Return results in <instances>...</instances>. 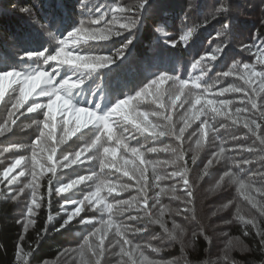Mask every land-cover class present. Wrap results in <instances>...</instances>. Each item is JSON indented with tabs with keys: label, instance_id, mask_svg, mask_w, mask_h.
I'll list each match as a JSON object with an SVG mask.
<instances>
[{
	"label": "trees",
	"instance_id": "trees-1",
	"mask_svg": "<svg viewBox=\"0 0 264 264\" xmlns=\"http://www.w3.org/2000/svg\"><path fill=\"white\" fill-rule=\"evenodd\" d=\"M112 2L113 0H59L58 5L60 7H65L66 12L74 11L85 13L89 11L94 12V10L98 7L101 8L102 12L106 11L108 7L113 5ZM1 3L0 7L3 10L5 8H10L24 14L26 13L24 9L32 10L34 19L40 21L35 9L31 5L26 4L25 0H1ZM227 4H231L232 12L227 16L219 15L213 18V13L218 9V5H221V8L222 6H227ZM262 5H264V0H149L145 8V15L142 20L138 22L135 28V35L133 40H131V43H128L129 40H124V38L120 39L121 36H109L110 38L107 40H98L94 42L95 45L99 47L97 49L101 55H107L106 57L113 56L116 58V53L125 44H131L130 51H135L136 55H139L140 53L142 54L143 52H148V49L156 43L157 38L163 39L161 37L163 31H157V29L164 26L166 30H172V35L176 34L179 36V40L176 41L175 46L172 45L175 53V59L177 61L185 59L188 60L189 63L186 66L183 62L181 68H175L171 74L179 70H191V84L193 87V90L184 89V92L180 94L179 101H183L189 94H191L192 102L194 103L195 96L200 95L201 104L196 105V110L198 111L202 105H204L205 100L219 101L221 99H229L238 101L240 99L238 94L225 93L223 96H219L216 91H219L220 88H227L237 83L242 85L243 82L234 76L222 78L217 81L216 75L217 73L225 72L229 61L233 64L239 62L238 67H242L244 63H256L255 55L245 52L243 49L239 48V41L243 35L245 45H251L253 42H255L257 46L260 45V39L257 37V33L264 32V23H262V21H264V8L261 7ZM109 18L110 14L105 19L108 20ZM11 21L23 23L22 19H20L19 15L16 13H13L10 17L4 16L0 13V26H2V29L8 33H11ZM103 23L104 22L102 21L99 25H97V27L102 26ZM225 23L229 24L231 41L229 42L227 40L224 42V44L227 45L224 47L223 53L216 61H211V55L216 54L214 49L222 43L220 39L216 37V33ZM189 28H194L195 31L188 38L187 44H185L181 37L183 36L185 30H188ZM198 51L200 53L199 57L196 55ZM255 51L256 49H253V53H255ZM170 53L171 51H169V54ZM201 56L205 57V61H202V66L207 65L211 68V71H209L200 81H195L194 77L200 75V69H193L191 66ZM129 61L130 54L128 51H124L122 61L114 66L111 65V63H107L106 66L101 67V69H105V72L99 77H96V70L92 73L89 72L77 76L76 78L83 79V83L71 91L72 93H75L73 94L75 99H77V102L81 105L88 103L89 108L102 114L111 109L112 106L119 100L126 97H132L129 106H125V108L128 111L135 112L133 107H140L146 93L141 96H137L136 90L132 89L135 87L136 81L131 70L130 74L127 75V63ZM148 68L150 70L151 67ZM262 70H264V66L257 65V71ZM161 74L162 73H158L154 79L158 80V76ZM171 74H168V76ZM140 75L141 74H138L137 76ZM171 81L173 80L167 79L162 83L158 81V86L155 88L151 87L150 84L141 87V89H147L149 94L157 95L162 92L164 83H169ZM197 83L201 85V88H203L206 84H212L213 88L211 92L203 94L201 93V89L195 87ZM13 87H15V85H9L6 88L2 101L5 100L6 94L12 91ZM214 88L215 91L213 90ZM169 93L167 95H169ZM88 94H90L89 97ZM80 98L87 99V101L82 102ZM29 100L30 98L28 101ZM40 100L41 98H39L38 101ZM28 101H26L25 107L28 105ZM184 105L189 106L190 104L184 103ZM237 106L242 105H232L230 110L234 111ZM189 107H191V105ZM123 110L124 109L121 111ZM21 111H25V109H21ZM206 111L208 113V117L213 115L210 109H206ZM35 114L36 113H26V116H20L19 119H23L25 117L29 118ZM16 115H19V113ZM56 118H58V122L61 124H63L62 121L68 120L65 116H56ZM85 118L86 114L82 120ZM205 118V115L200 116L199 127L201 125L200 121ZM33 119L42 121L41 116L39 115H35L31 118L27 123L32 125L33 129L24 128L19 134L20 138L26 139L27 134H29V136L34 139L39 134L36 125L33 124ZM108 123L111 126L113 134L111 139L108 137V129L102 128L101 132L98 133L96 126L89 125V127L93 128L92 131L97 130L96 135L100 136V140L96 142L95 147H92L84 152L83 160L70 171L71 176H84L85 178L82 182H80L81 186L79 187V191L90 190V184L93 183H95L96 187L100 190V195H97L100 199V208H97L95 211H91L88 215L87 212L82 211L81 214L74 217L73 220L66 226H62L68 216V212L64 209L62 196L64 192L57 194L55 189L58 187L55 183L51 182L50 184V181L45 180L44 178L41 183V188L39 189L38 203L40 207L35 209V224L31 225L28 231L25 232L23 230L22 223H18L17 221L20 218L23 219L22 214L26 211L31 195L25 198L10 200L7 197L9 190L7 180L11 178L7 177L0 180V245H3L0 247V264H18L16 257L18 255L19 247H22L24 249V253L28 254L26 259L29 264H42L46 261L57 260L68 245L80 246L83 244L86 236L82 237L80 235L84 225L83 223H80L82 222L81 217L86 220L94 218L96 215H103L105 219H109V214L106 211H102L103 205L106 209L108 204H113V212L115 213L116 200H123V198L129 195L130 190L138 191L136 186L131 187L128 191H122L121 189L123 185H136L135 180H133L131 176L125 175L124 171L118 170L117 167H110L108 165L110 163H116L118 165L123 164V158L133 159L138 162H140L141 159L145 162L158 161V154L164 150L163 148H159L156 152H148L147 149L157 148V145L160 142L154 145L153 140H149L146 135L138 136L135 140L131 139L130 132L134 127L132 125V121H125L123 115L119 113H114L111 117H109ZM209 123L213 128L219 129L218 133H213L215 136L213 140L214 144L210 148L209 152L218 151L220 141H224V146L227 149L224 156L219 160V169L223 168L231 171L236 177L239 176L240 178H246L251 175L252 172L264 171V165H262L259 161H254L250 168H245L243 171L236 167L234 163L243 159H253V157L247 152L234 150L236 144L233 142L232 138L234 136L244 137L246 130L243 129L242 126H230L231 121L220 116H217L214 120L209 118ZM75 124L76 121L69 128H74ZM123 127H128L130 132H123ZM82 129L87 128L82 127L79 132H76L69 137L74 138L79 134L86 133L82 132ZM41 130H43V125H41ZM217 136L219 139L216 138ZM117 138L123 139L124 144H120ZM209 139L211 138H207L206 141H209ZM106 140L107 142L105 143ZM166 142L167 139L162 141V143ZM242 142L250 145L252 143V138H248ZM101 144H103L104 147L116 149V155L112 156L110 153L101 154ZM125 144L128 145L127 148L124 147ZM186 145L187 143L185 142L182 146L186 148ZM132 147L138 148L142 156L134 155L131 152ZM97 148L100 149L99 152H97ZM257 155L264 154L257 153ZM206 156H210V153H205L202 159ZM187 162L188 168L191 167V170L189 171V181L193 185L195 183V178L191 177L193 174L192 168L194 167L200 171L204 168V166H202L204 162L200 159H197L196 164H192L191 159L187 160ZM102 164L104 166H102ZM127 167L128 166H126V168ZM171 169L174 168L165 167L160 174L165 176L170 173ZM0 173H2L1 169ZM147 176L149 181L153 176L152 169L148 168ZM89 177H91V179H89ZM86 178L88 180H86ZM206 179L207 178L204 177L201 181H199V184H196V187L195 184L193 186V207L196 218L192 219L191 214L187 213L184 215L173 214L174 218L178 221L176 223L180 226H185L189 230L199 231L195 239H191L194 248L190 249L189 247H186L184 243L181 244L179 241L176 242L165 239L167 234L163 232L160 225L153 223L151 218L144 216L142 212V227L145 225L148 226L147 231H145L143 235L144 241L146 244H151L154 248L158 247L162 249L161 252L156 253L152 249L147 248L148 253L163 260H167L171 257H176L178 259L183 258L187 264H197L198 262L208 263L210 261H217L218 259V261H223L221 260L222 252H225V247L230 245L229 241L231 237L239 236L246 241V244L253 249V252L249 254L240 253L238 250H235V252L228 254L230 260L231 257H233L235 260H243L246 264H248L250 261H259L264 259V256L261 255V249L264 248V246L260 245V237L256 234V229H252L250 225L242 227L238 224H232L234 211L231 210V202L228 201L229 199L227 197L230 195V188H222V191L215 198H206V195L201 191L206 184ZM173 182V180H165L160 182V186L169 185ZM262 186L264 185H261L260 181L257 179L255 181V187ZM50 187L53 189L51 193H49ZM154 189L158 190L155 187H151L152 192ZM232 191L234 192V190ZM184 194L185 193L182 187L177 189V195L183 196ZM237 196L240 197V192L238 191H236L234 199L238 200ZM241 198H243L241 201L246 200L245 197ZM162 200L163 204L164 202H172V209H175L174 207H187L185 202L176 200L170 195H164ZM222 201L223 203L229 205V210L224 212H215V210L219 207L218 205ZM130 212L131 210L124 212L122 215L113 214L111 219L114 222L117 218H120V220H118L119 223H127V215H129ZM151 213L153 215L152 211ZM213 213H215V215H213ZM50 215L53 217L51 221L48 220ZM155 216L153 215V217ZM166 224L170 229L169 223L166 222ZM262 228L264 229V226H262ZM131 230H133V228L128 231ZM246 232L248 233L247 235H245ZM138 236L139 235L134 236L131 232H128V238L130 237L133 244H141V241L136 239ZM20 237H23V240H21ZM108 253L109 252H106L104 257L106 261L108 259ZM228 264H231V262H228Z\"/></svg>",
	"mask_w": 264,
	"mask_h": 264
},
{
	"label": "snow or ice",
	"instance_id": "snow-or-ice-1",
	"mask_svg": "<svg viewBox=\"0 0 264 264\" xmlns=\"http://www.w3.org/2000/svg\"><path fill=\"white\" fill-rule=\"evenodd\" d=\"M147 3L148 0H137L135 5L128 6L127 8H124L120 5H112L111 7H108L106 11L103 12L101 11L100 7L96 8L94 12L89 13L88 21L81 20L79 27H76L73 31L69 32L64 39L59 41V47L55 54L47 55L44 57V64L48 65L50 64V62H54V64L51 65H53L52 69L53 72H55L56 76H59L58 70L64 65H71L75 66L77 70L80 69V64L70 63L73 57L85 56L79 54L81 51L79 50L80 42L78 39V34L83 31L85 32L86 40L94 41L107 40L109 37L108 35H102L103 39L94 38L97 36H101V34H99L100 30L95 29L93 33H87L84 29L85 23H89L91 25H99L103 21L105 25L104 30L108 31L109 25H111L112 27H116V25L121 19H126L127 23L120 24L119 30L111 31V36L117 37L122 35L124 32H130L136 28L139 22V16L145 5H147ZM27 10L28 9H24V11ZM109 14L111 15V19H105L107 16H109ZM93 15L96 16L94 20L91 19ZM219 15H228L223 6L213 13V18ZM157 31H160V29H157ZM194 31V28H189L187 32L181 37L185 44H187L188 38L193 34ZM216 37L219 38L222 43L214 49V52L216 54L211 55V61H216L223 53V49L226 46L224 44V42L227 41L226 23L221 26L219 31H217ZM257 37L260 39L259 46H257L256 43L253 42V44L245 45L243 48L245 52L255 55V64L244 63L242 67H238L239 62H237L236 64H233L228 71L223 73H217L216 75L217 81L222 78L232 76L240 79L243 82L242 86L233 85L227 88H220L219 92L217 93V95L219 96H223L225 93L238 94L240 99L238 101L229 99H221L219 101L205 100L204 105H202V107L197 111L194 118L199 120L201 115H205L206 118L201 120L200 123L201 125L206 126L207 130H205V128H201L199 132V138L195 140L196 147L193 150L195 154H193L191 157L192 164H196L197 156L199 155L200 149L204 146L205 137L208 135V133L219 132V129L213 128L212 125L209 123V118L214 120L217 116H220L225 117L229 121H231L230 126H242L243 129L246 130L244 137L234 136L232 138L233 142L236 144L234 150L240 152H247L253 157V159H243L240 161H236L234 162L236 167L240 168L241 170H244L245 168H250V166L253 165L254 161H259L262 165H264V155H257V153L264 154V70L257 71V65L264 66V32H258ZM69 40L73 45L71 51L66 50ZM128 43H131V40H129ZM169 43L175 46L176 42L170 40ZM127 46L128 44H125L123 48L118 50L116 56H123L124 50L127 48ZM253 49H256L255 53H253ZM27 55L31 56L34 54L28 53ZM40 55L44 54L41 53ZM95 57L98 58V61L90 62V64L84 66V68H86L87 70H95L104 67L106 63H112L114 60L113 56ZM212 57H216V59H212ZM202 61H205L204 56H201L199 59H197L195 63H193L191 66L193 69H200V75L194 77L195 81H200L205 76L201 72ZM46 76L47 79L44 80V87L40 89L38 96L47 98L48 102L46 104H41L37 99H33L31 103L25 107L26 101H28L29 96L32 94V91L39 86L41 79ZM167 79H172L174 84L176 85V88L175 91L172 93V98L168 101V104L165 105L164 103H161V110L155 114L159 119L166 121V123L163 125H157L152 124L151 121H148L147 115L128 111L125 108V106H129L132 97H126L124 99L119 100V103H115V108H112L111 110H108L102 114L89 107L75 106L71 102L70 93L73 89L83 83V79L75 78L73 80V76H67L57 81L54 76L43 71V68H38L37 70L30 73H22L15 70L0 72V100H3L6 88L9 85H15V87L12 88V93L9 95L7 102L4 104L3 110L0 111V121H3V123L0 124V136H3L6 131H11L10 125L14 124L15 120L19 119L20 116H26V113L35 112L39 115L45 116V119L43 121L33 119V124L36 125L37 130L39 132V135L37 136V143L40 142L41 138H43L44 143H49L50 140L55 137V132L53 130L55 129L56 125L53 122L56 120L57 101H61V104L59 105L60 110L68 116H72L74 113L76 124L74 128L62 129L64 131V137L60 140H57V144L65 142L69 135H73L76 132H79L82 127L88 128L89 125L96 126V128L98 129V133L101 132L102 128L108 129V137L110 139L113 134L108 121L109 117H111L114 113H119L123 115L125 121H132V125L134 127L131 129V132L128 127L122 128L123 132H130L131 139L135 140L138 136H144L147 133H151L156 138L169 136L174 137L177 142H182L185 130L189 127V118L187 112L184 116L181 117L183 126L179 127L178 130L176 129L175 124L172 122V116L167 113L177 106L176 102L180 100V94L184 92V87L188 84V81L179 80L176 77H169L167 73H164L158 76V80L154 79L151 81V87L155 88L158 86V81L162 83ZM70 80H73L71 84L69 83ZM195 87L201 89V93L207 94L211 92L213 85L206 84L203 86V88H201V85L197 83ZM146 92L147 89H143L141 92L137 93V96H141ZM60 93H63V97L60 95ZM53 97H55V99H53ZM155 98L158 101L162 100V94L158 93ZM184 103H188L191 105V108L188 109V111L190 112L196 108V105L201 104V96L196 95L195 102L193 103L191 94H189L183 101H181L180 106L183 107ZM235 104H239L242 106H237L235 107L234 111H231L230 107ZM69 108L72 111H68ZM21 109H25V111H21ZM45 109L47 111H45ZM122 109L124 110L121 111ZM206 109H210L213 115L208 117ZM16 113H19V115H16ZM81 113L86 114V118L83 120L80 116ZM62 123L64 125H67L68 123H70V121L64 120L62 121ZM41 125H43V130H41ZM28 127H32V125H28ZM158 128H162L163 130L157 131ZM193 135L197 134L194 133ZM216 138L219 139L218 136ZM248 138H252V143L250 145L242 142L243 140H246ZM117 139L119 140L120 144H124L123 139ZM99 140L100 136L96 135L95 139L92 140L90 143H85L84 147L80 151L75 153V156L79 157L81 155V152L95 147L96 142ZM106 142L107 140L105 141V143ZM24 147V145L12 146L13 149ZM100 147L103 148V152L105 154L110 153L112 156L116 155V149L103 147V144H101ZM124 147L127 148L128 145L125 144ZM99 150L100 149L97 148V152H99ZM163 150L170 151L172 154L175 153V155H173L174 158L170 161H147V164L143 159H141L138 164H136L130 169L126 168L127 165L133 163V161L129 160H124L123 164L119 165L116 163H110L108 165L110 167H117L118 170L124 171L125 175H129L133 180H135V186L137 187L140 193L139 199L143 202V204L141 205L132 203V201L137 200V197H132L131 201L118 199L115 201V213L113 212L114 205L108 204L106 206V209L102 210L106 211L109 214V219L106 222L101 219L99 221L101 227H95L94 231H92L88 235V237L84 239L83 244H81L78 249L65 250L66 253L69 251L77 252L81 257V264H107V261L104 259L106 252L118 249V251L114 252L113 254L121 258L119 264H164V262L162 261L150 260L144 253L145 248H150L156 253L161 252L162 249L158 247L154 248L151 244L143 246L139 244H133V241L128 238V227L126 225H116L112 235V239L108 240L107 245L105 244V240L108 237V233L113 226L111 216L113 214L122 215L124 212L129 211L133 207L137 208L138 211L142 207L144 216L150 217L153 223L159 224L163 232L166 233L169 237V240L177 242L176 237L183 231V228L175 221L172 222V228H168L167 224L163 219L165 213L168 211L167 206L161 205L159 213L155 217H153L149 207H147L149 199L147 193V172L149 166L152 169L153 179L155 181L154 187L159 189L153 197V203L151 207L154 208L156 207V205L160 204L161 195L166 194L170 195L176 200L183 201L186 203V205H188V207L185 208L172 209L171 211H173L176 215H184L185 213H189L191 214V216H193L195 214L193 207V185L189 182V168L188 162L187 160H185V153L180 148H173L167 145L164 147ZM9 151V148H4L0 150V156H3L5 152ZM55 151V147L48 148V152L50 153L48 156L49 160L53 159ZM147 151L156 152L158 151V149L149 148L147 149ZM226 151L227 149L224 146V141H220L218 151L214 152L212 157L208 159L207 163L204 165L200 179H203L204 175L208 174V170L213 165L214 161H217L222 158ZM131 152L134 155L142 156V154L139 152V149L136 147H132ZM36 155V151L33 150V161H35ZM63 158L65 161L69 160V156H64ZM24 159L25 157L22 155L15 156V158L8 165V167L5 168L2 173H0V180L7 178L12 172V170L16 169L18 166H21V162ZM75 163V159H72L70 161V164ZM70 164L66 163L64 164V167H69ZM161 165L171 166L175 170L171 171L165 176H161L156 171V169ZM102 166L104 165L102 164ZM23 167L27 169L28 165L25 164L23 165ZM32 167L33 169L35 168V163L32 165ZM48 171L55 173V164H52L48 168ZM18 175L22 176L23 172L19 173ZM37 175L38 174L34 170L31 171L32 180L29 183L25 184L23 187L20 186V181L18 180L17 176H12L11 179L7 180V183L9 185L7 197L10 200H16L20 196V194L25 192L26 188L31 189V199L28 203L25 213L22 214L23 220L17 221L18 223H22V227L25 232L28 231L31 225L35 224V209L40 207L38 203L39 197L37 195L39 188L38 183H36ZM225 177L231 179L233 183H238L239 188L237 189V191L240 192V194L244 196L245 199L248 200L254 208L259 207V211L261 213H264V204H259L256 199L257 195H259L261 198H264V186L255 187V181L257 179L260 181L261 185H264V171L252 172L251 175L248 177V183H245L243 180H240L231 171H226L223 176L220 177L219 181H217V184L215 186L217 189L221 187V184L224 182ZM84 179V177H79L78 179L73 180L68 184H63L62 186L56 188L55 191L57 192V194L67 192L69 191V189L73 188L75 185L79 184ZM89 179H91V177H89ZM165 180H173L177 181V183H173L170 188L160 187V182ZM49 183L51 184V180ZM180 186H182L185 193L183 196H179L176 194L177 189ZM131 187H133V185L126 184L122 186L121 190L128 191ZM52 191L53 189L50 187L49 193H51ZM253 193H255L256 195H253ZM93 195L95 194H89V196H86L84 200L91 202L90 197ZM84 200L79 202L71 200L66 201V205H72V207H69L71 209L70 211L68 210V208L65 209L69 214L67 216V219L64 221V225L62 226H66L69 222L73 220L74 217L78 216V214L82 210V208L78 205H83ZM224 207L227 208L228 205L225 204ZM213 215H215V213H213ZM237 215L239 219L244 221L246 225H250L252 228L256 229V234L260 237V245L264 246V229L259 228V226L255 223L254 218L245 220V217L240 215L239 208H237ZM52 219L53 217L50 215L48 217V220L51 221ZM127 219L129 221H138L142 219V217L139 214L129 215ZM81 221L86 223L91 222L85 221L82 217ZM147 227L148 226L145 225L143 228H136L134 229V232H145L147 231ZM247 234L248 233L246 232L245 235ZM196 235V233H193V239H195ZM20 239L23 240V237H20ZM90 241L92 242L90 243ZM229 243L231 244L232 242L230 241ZM27 255V253H24V249L22 247H19L17 255L18 264H29L28 260L26 259ZM125 257L127 259H124ZM224 260L228 261L227 255H225ZM167 264H171V262H167Z\"/></svg>",
	"mask_w": 264,
	"mask_h": 264
},
{
	"label": "rangeland",
	"instance_id": "rangeland-1",
	"mask_svg": "<svg viewBox=\"0 0 264 264\" xmlns=\"http://www.w3.org/2000/svg\"><path fill=\"white\" fill-rule=\"evenodd\" d=\"M221 1V0H220ZM137 2V0H113L112 4L113 5H120L124 8H127L128 6L131 5H135ZM149 2V0H148ZM219 2V1H218ZM221 5H218V9L220 8ZM145 7L143 8L140 16H139V21L142 20L143 16L145 15ZM260 9V8H259ZM152 11V10H151ZM29 13H31V11L28 9L25 13V17L27 19H31V17L28 15ZM111 19V15L110 18L108 20ZM123 23H127L126 19H121L118 24L116 25V27H112L111 25H109V30L105 31V25L103 23L102 26L100 27H89V26H84V29L86 30L87 33H93L95 31V29H99L100 32L99 34L101 35H108L111 36V31H117L119 30V25L123 24ZM182 24V23H180ZM160 30L163 31V36H167L169 41H178L179 40V36L176 34H171V32H173L172 30H166L164 26H161L159 28ZM89 31V32H88ZM187 32V30H185L184 34ZM81 33H85V32H81ZM183 34V35H184ZM135 35V29H133L130 32H124L122 35H120V39L124 38V40H133ZM94 41V40H93ZM98 40H95V42ZM227 45V44H225ZM245 46L244 44V36L242 35L240 41H239V48L243 49ZM126 51H129L130 48L127 47L125 49ZM107 55H101V57H106ZM123 56H116V58H114L113 62L111 63V65H115L119 62L122 61ZM14 63H17V60L15 57L12 58L11 60ZM107 64V63H106ZM105 64V66H106ZM233 63L231 61L228 62L227 68L225 70L228 71L231 67H232ZM47 79V76L42 78L39 86L35 88L36 90V95L38 98H41V100L39 101L42 104H46L47 98L45 97H41L38 96V93L40 91L41 88L44 87V80ZM235 86H242L241 84H234ZM189 86V85H187ZM220 86V85H219ZM233 86V85H231ZM186 87V86H185ZM184 87V89H185ZM176 88V87H175ZM175 88H173L169 95H165L164 93H162V100L157 101L156 103H147L145 105H143L142 107H133V109L135 110V113H142L147 115L148 117V121H151L152 124H157V125H163L166 123V121L159 119L155 114L158 113L161 109H160V104L164 103L165 105L168 104V101L172 98V93L175 91ZM215 91V88L213 89ZM219 92V91H216ZM12 93V91H10L9 93L6 94L5 100L2 101L0 100V111L3 110L4 108V104L7 102L9 95ZM74 93V92H73ZM72 92L70 93V99L71 102L78 107H83L79 102H77V100L74 97V94ZM18 95V93H17ZM60 95L63 97V93H60ZM53 99H55V97H53ZM195 102V101H194ZM61 104V101H57V106H56V112L61 111L59 105ZM181 101H177L176 102V107L174 109H171L167 114H170L172 116V122L175 124L176 129L178 130L179 127L183 126V122L181 121V117L185 115V113L187 112L188 118H189V127L185 130L184 136H183V140L182 142H177L175 140L174 137H169V136H164V137H154L151 133H147L145 134L149 140H153L154 145H156L158 142H160L157 145V149L159 148H163L167 145V146H171L173 148H180L184 151L185 153V160H189L191 159L192 155L195 154L194 153V149L196 147L195 145V140L197 138H199V132L201 128H205L206 126L204 125H200L199 127V120L195 119V115L197 113L196 108L193 109L192 111H188L189 107L188 105H184L183 107L180 106ZM10 107V105H9ZM89 107V105H88ZM70 111H72L69 108ZM17 114V113H16ZM74 114V113H73ZM35 115H39V114H35ZM35 115L28 117H25L23 119H17L15 120L14 124H11V131H6L4 133L3 136H0V150L4 149V148H9L10 151L9 152H5L3 154V156H0V169L1 172H3V170L5 168L8 167V165L13 161V159L15 158V156H24L25 159L21 162V166H18L16 169L12 170V172L9 174L8 178H11L12 176H17L18 180L20 181V186L23 187L25 184L29 183L32 180L31 177V171H35L38 175H37V181L36 183H38L39 188H38V192L37 195L39 197V189L41 188V183L42 180L45 178V180H48L52 183H55V185L57 187L62 186L63 184H68L73 180L78 179L80 176H71L70 171L80 162L83 160V154L85 151L81 152V155L79 157L75 156V153L80 151L85 143L87 142H91L92 140L89 139V135L91 138H95L96 134H97V130L92 131L93 128L92 127H88L87 129H82V132H86L84 134H79L74 138H71L69 136L67 137L66 141L63 143H59L57 144L56 141L60 140L64 137V131L62 130L63 128H67V125L61 124L59 123L57 120H55L53 123H55L56 127L53 130L55 132V137L52 138L50 140L49 143H44L43 138H41L40 142L37 143V135L34 139L31 138V136H29V134H27L26 139H22L19 137V134L23 131L24 128H32L33 127H28V121H30L31 118H33ZM85 114L81 113V119L84 117ZM41 116L42 121L45 119L44 115H39ZM15 118V117H14ZM3 121H0V124H2ZM35 126V125H34ZM163 130L162 128H158L157 131ZM194 133H196L197 135H193ZM211 138L209 139V141H206L207 138ZM215 136L212 132H209L208 135L205 137V141H204V146L200 149L199 151V155L197 156V159L202 160L203 165L204 166L207 163V160L210 159L213 155L214 152L217 151H210V148L212 147V145L214 144L213 140H214ZM86 139V140H85ZM111 139V138H110ZM165 139H167L166 143H162V141H164ZM187 143L186 148H184L182 145L183 143ZM13 145H24V148H16L13 149L12 146ZM50 147H55L56 151L53 155V159L49 160L48 156H49V152H48V148ZM104 147V146H103ZM33 150L36 151L37 155L35 158V161L32 160V152ZM87 151V150H86ZM192 152V154H191ZM101 154H105L103 152V148H101L100 150ZM208 154L210 153V156H206L204 157V159H202L204 154ZM188 154H189V159H188ZM64 156H69V160L65 161L64 160ZM173 154L170 151H163L161 153L158 154L157 156V160L158 161H170L172 160ZM72 159L76 160L75 164H70V161ZM124 160H129V161H133L132 164L127 165V168H132L134 167L136 164H138L139 162L133 159H129V158H123L122 161ZM220 160V159H219ZM219 160L214 161L213 165L209 168L208 170V174L204 175L206 179V184L204 185V187L201 189V191L206 195V198H215L219 195V193L222 191V188L224 187H229L230 188V192L227 197H228V201L231 202V210L234 211V216L232 219V224H238L241 225L242 227L246 226V224L244 223V221H242L241 219H239L238 215H237V208L240 209V215L245 217V220L247 219H255V223L259 226L260 229H263L262 226H264V213H261L259 211V207L254 208L251 203L248 200H243L244 197L240 194V197H238L237 199H234V195L237 191V189L239 188V184L238 183H233L231 179H229L228 177H225L224 182L221 184L220 188H216V184L217 181H219L220 177L223 176V174L228 171L225 169H219ZM35 163V168L33 169L32 165ZM69 163L70 166L69 167H64V164ZM147 164V162H145ZM27 164L28 168L25 169L23 167V165ZM55 164L56 167V171L55 173H52L50 171H48V168L52 165ZM165 167H171V166H165V165H161L160 167H158L156 169V171L158 172L159 175H161L160 173L162 172V170ZM149 168L151 169V167L149 166ZM172 168V167H171ZM193 169V174L191 175L192 178H195V187L196 184H199V181H201L202 179H200V176L203 172V169H201L199 171V169H195L194 167ZM175 169H171V171H174ZM191 170V167H189V171ZM170 171V172H171ZM23 172V175L20 176L18 175L19 173ZM164 176V175H161ZM250 176V175H249ZM248 176V177H249ZM84 177V176H83ZM203 177V178H204ZM240 180H243L245 183H248V177L246 178H240L239 176H237ZM86 180H88L86 178ZM190 182V181H189ZM173 183H177V181H174ZM169 184V185H163L162 187H167L170 188L171 185L173 184ZM193 184V186H194ZM91 188L88 191H79V187L81 186L80 183L75 185L73 188L69 189V191L64 192L63 196V201H64V209L68 208L69 210H71L69 207H72V205L67 206L66 205V201L71 200V201H82L84 200V198L86 196H89V194H95L93 196L90 197V201L84 200V204L83 205H78L79 207L82 208L81 212H87V215L91 212V211H95L97 208L99 207V201L100 199L97 197V195H100V190L98 187H96V184H90ZM155 185V181L152 178L148 181V187H147V193H148V204L147 207H149L150 211L153 212V215L157 216L159 213V209L161 207V205H166L168 208V211L165 213L163 219L166 222L169 223L170 225V229L172 228L173 224L172 221L178 222L175 218H174V212L171 211L172 210V202H164V204L162 203V197L166 194H162L160 197V204L156 205V207H151L152 203H153V197L155 196L156 192L159 190H151V187H154ZM135 186V185H133ZM161 187V186H160ZM182 186L178 187L181 188ZM233 188V189H232ZM234 190V192L232 191ZM193 192H194V188H193ZM177 194V193H176ZM31 195V189L26 188L25 192L20 194V196L18 198H25ZM253 195H256L255 193H253ZM132 197H137L136 201H132L133 204H143V202L139 199L140 198V193L137 190H130L129 191V195H127V197L123 198V200H132ZM257 201L259 202V204H264V198H261L259 195L256 196ZM223 201L218 205L219 207L215 210V212H224L229 210V205L227 208L224 207V205L226 203H223ZM179 205V204H178ZM188 207V205H187ZM175 209H177L176 207H174ZM105 209V206L103 205V208ZM131 212L129 213V215H137L139 214L142 217V207L139 209V211L137 210V208L133 207L130 209ZM103 211V210H102ZM22 212V211H21ZM25 212V211H24ZM81 212L79 214H81ZM23 213V212H22ZM69 214V213H68ZM78 214V215H79ZM189 214V213H187ZM127 215V217L129 216ZM103 219L105 222L108 219H105L103 215H96L94 218H89L86 219L85 221H91V222H80L83 223V228H82V232H81V236L82 237H88V235L94 231L95 227H101L99 221ZM20 221H22L23 219L20 218ZM118 220H120V218H117L114 222H113V226L112 229L109 231L108 233V237L105 240V244L107 245L108 240L112 239V235L113 232L115 230V226L116 225H121V226H127L128 230L133 228V230L128 231L131 232L134 236L139 235L136 239L138 241H141V244L139 245H147L146 242L143 239V235L144 232L141 233H135L134 229L136 228H143L142 226V219L138 220V222L136 221H129L127 219V223H119ZM262 225V226H261ZM187 233V237H186V242L184 243L186 245V247H189L190 249H193V243L192 242H188L191 241V239L193 238L192 234L196 233L198 234L199 231H193V230H189L187 229L185 226H181ZM252 228V227H251ZM253 229V228H252ZM85 237V238H86ZM237 238L242 241L244 244H246V241H244V239L242 237L239 236H232L230 241L232 242L229 246L225 247V252H222V259L223 261L222 264H228V262H231V260H235L233 259V257H231V260L229 259L227 262L224 260L225 255H228L229 253L235 252V250H233V245L236 242ZM130 239V237H129ZM229 241V242H230ZM92 242V241H91ZM90 242V243H91ZM79 246L77 245H68L64 251L62 252L61 256L54 261H46L42 264H81V257L80 255L75 252V251H69V252H65V250H75L78 249ZM118 251V249H114V250H110L108 253V259H107V264H119L120 261V257L117 255H114L113 253ZM144 253L145 255L150 259V260H158V261H162L164 262V264H167V262H171V264H187L183 258H176V257H171L167 260H163L160 258H156L155 255H151L150 253H148L147 248L144 249ZM87 258V257H86ZM211 258V257H209ZM124 259H127L126 257ZM213 259V258H212ZM219 260V259H218ZM217 260V261H218ZM197 264H208L207 262H201V263H197Z\"/></svg>",
	"mask_w": 264,
	"mask_h": 264
},
{
	"label": "clouds",
	"instance_id": "clouds-1",
	"mask_svg": "<svg viewBox=\"0 0 264 264\" xmlns=\"http://www.w3.org/2000/svg\"><path fill=\"white\" fill-rule=\"evenodd\" d=\"M261 7L264 8V5H262ZM224 9H225L227 14L231 13L232 12L231 4H227V6H225ZM262 23H264V21H262ZM226 36H227V40L230 42L231 41V31H230L228 23H226ZM94 38L103 39V36L101 35V36H97V37H94ZM109 38L110 37H108V39ZM212 59H216V57H212ZM97 61H98L97 57L92 56V55H85V56H80V57H73L72 60L70 61V63H72V64H77L78 63V64L81 65V68L78 69V70L86 71L87 69L84 68V66L89 65L90 62H97ZM209 71H211V68L208 67L207 65H204V66L201 67V72L205 76L207 75V73ZM209 85H211V84H209ZM186 89L190 90L189 87L186 88ZM117 103H119V101ZM115 106H116V104H114L112 106V108H115ZM111 109H109V110H111ZM56 116H59V117L65 116L66 118H72L74 116V114L72 116H68L67 114H64V112L59 111V112H56ZM66 127L69 128L70 126L67 125ZM173 155H175V153ZM241 171H243V170H241ZM195 218L196 217H195V214H194L192 216V219H195ZM192 236H193V234H192ZM186 237H187V233L183 229V231L176 237V240L179 241L181 244H183V243L186 242ZM165 239L169 240V237L166 236ZM188 242L190 243L191 241H188ZM2 246L3 245H0V247H2ZM232 247H233V250H238L240 253H249V254H251L253 252L252 248H250L247 244H244L238 238H237L236 242L234 243V245ZM261 255L264 256V248L261 249ZM16 259H18V257H16ZM229 259H230V257L228 256V260ZM208 264H222V262L221 261H210V262H208ZM231 264H246V262L243 261V260H231ZM248 264H264V259H261L259 261H250V262H248Z\"/></svg>",
	"mask_w": 264,
	"mask_h": 264
}]
</instances>
